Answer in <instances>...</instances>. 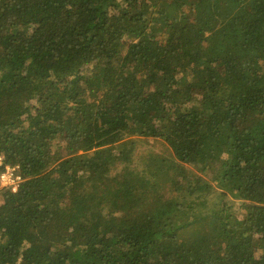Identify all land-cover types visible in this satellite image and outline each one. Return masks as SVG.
I'll use <instances>...</instances> for the list:
<instances>
[{
    "label": "trees",
    "instance_id": "16d2710c",
    "mask_svg": "<svg viewBox=\"0 0 264 264\" xmlns=\"http://www.w3.org/2000/svg\"><path fill=\"white\" fill-rule=\"evenodd\" d=\"M0 155V264H264V0H0Z\"/></svg>",
    "mask_w": 264,
    "mask_h": 264
},
{
    "label": "built area",
    "instance_id": "2783aa9c",
    "mask_svg": "<svg viewBox=\"0 0 264 264\" xmlns=\"http://www.w3.org/2000/svg\"><path fill=\"white\" fill-rule=\"evenodd\" d=\"M23 182L18 166L6 163L3 155H0V192L9 190L16 193Z\"/></svg>",
    "mask_w": 264,
    "mask_h": 264
},
{
    "label": "rangeland",
    "instance_id": "374dc122",
    "mask_svg": "<svg viewBox=\"0 0 264 264\" xmlns=\"http://www.w3.org/2000/svg\"><path fill=\"white\" fill-rule=\"evenodd\" d=\"M165 145L164 144H159V143H154V142H148V143H139L138 148L142 151L143 154L153 152L154 154H162L165 155L164 149Z\"/></svg>",
    "mask_w": 264,
    "mask_h": 264
}]
</instances>
